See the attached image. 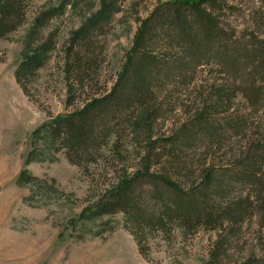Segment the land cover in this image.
<instances>
[{
  "label": "rangeland",
  "instance_id": "1",
  "mask_svg": "<svg viewBox=\"0 0 264 264\" xmlns=\"http://www.w3.org/2000/svg\"><path fill=\"white\" fill-rule=\"evenodd\" d=\"M116 1V13L93 37L96 64L83 77V87L74 82L70 106L66 101L67 85L74 76L69 77L64 69L68 38L99 8V0H68L64 13L43 30V37L54 31L55 49L37 75L26 82L29 96L14 78L24 36L39 11L63 0H31L24 23L0 39V264H208L218 239L217 230L208 225L192 232L178 223H167L165 231L144 227L139 238L148 251L145 259L125 227L122 213L83 218L123 173L141 168L145 134H134L121 120L110 139L118 144L119 153L106 147L81 166L72 164L64 151L48 153L43 133L34 135L49 122V114L54 117L72 112L93 96L107 93L124 66L141 23L161 3L172 0ZM214 3L215 7H204L217 18L224 40L232 47H245L247 52L261 47L258 41L264 40V0ZM155 46L159 49L161 43ZM241 64L247 66V84L240 65L233 70L225 60L205 57L189 68L177 87L167 84L162 91L157 90L159 109L150 135L151 140L160 141L155 149L158 153L163 140L203 110V102L209 100L213 89L220 86L223 97H229L227 108L214 114L225 132L218 140L201 144L196 152L189 153L186 172L190 176L181 177L182 186L192 189L206 174L222 173L236 167L246 156H254V184L235 182L224 197L241 201L247 198L249 204L217 264H241L248 259L263 264L264 260V74L256 70L258 64L252 58L241 60ZM229 120L232 123L227 127ZM155 162L151 163V172L163 173L164 162ZM23 169L34 179L45 180L46 186L53 180L52 188L46 189L38 182H18ZM152 188L149 181L141 183L143 204L159 207L156 199L145 197Z\"/></svg>",
  "mask_w": 264,
  "mask_h": 264
},
{
  "label": "trees",
  "instance_id": "2",
  "mask_svg": "<svg viewBox=\"0 0 264 264\" xmlns=\"http://www.w3.org/2000/svg\"><path fill=\"white\" fill-rule=\"evenodd\" d=\"M30 1L0 0V39L13 33L24 23ZM67 3L68 0H63L56 6L39 11L26 31L22 58L16 67L14 78L27 96L30 94L26 82L37 75L55 49L54 31L43 37V30L52 19L64 13ZM116 5V0H99V8L68 38L64 69L69 77L74 78L67 85V106L73 103L74 82L83 87L86 84L83 77L96 64L93 37L97 30L112 19L117 11ZM205 5L215 7L214 0H172L161 3L141 23L134 45L126 55L124 66L111 89L105 94L93 96L72 112L54 117L49 114V122L34 131V135L43 133L41 137L45 151L52 154L64 151L66 158L77 166H81L83 162H91L96 153H103L106 147L119 153L118 144L110 139L114 137V126L121 120L125 121L134 134L146 135L141 168L131 174L127 171L123 173L95 201L88 216L83 217L92 220L122 213L125 227L134 237L138 252L145 259L148 258V251L139 238V232L144 227L149 231H165L167 223H178L192 232L194 228L205 224L217 230L218 239L214 242L208 261V264H217V258L227 245L228 238L237 231L240 218L248 209L246 203L249 202L247 198L241 201L225 200L224 197L234 188L235 182L254 184L252 179L256 162L254 156L248 155L230 170L206 174L192 189L182 186L181 177L188 179L190 176L186 172L188 157L191 155L189 153L196 152V147L201 144L207 145L209 141L218 140L221 133L225 132L214 116L220 108H227L229 104V97H223L220 86L209 94V100L207 98L203 102L201 112L183 123L171 137L163 140L160 152L155 151L160 141L151 140V130L159 109L156 91H162L167 84L170 88L177 87L189 68L199 64L201 58L225 60L233 70H237L240 65L239 71L243 70L245 73L246 84L247 66L242 65L241 60L252 58L258 64L256 70L260 75L264 74V40L258 41L261 47L248 52L245 47H232L231 42L221 37L218 20ZM159 43L161 46L156 49L155 45ZM254 78L251 77V80ZM135 109L137 116H134ZM230 123L231 120L225 125L228 127ZM153 160L156 164L158 161L164 162L163 173L151 172ZM27 161L29 162L28 158ZM17 179L18 182L30 181L43 185L46 182L34 179L25 169ZM145 180L153 185L152 191L148 190L149 195L145 194V197L156 199L155 203L160 202L159 207L156 204H143L140 186ZM53 182H48L46 189L52 188ZM261 201V212L264 214V197ZM261 219L264 225V215ZM260 263L248 259L241 264ZM262 263L264 264V260Z\"/></svg>",
  "mask_w": 264,
  "mask_h": 264
}]
</instances>
